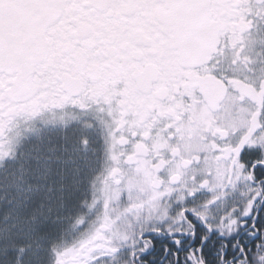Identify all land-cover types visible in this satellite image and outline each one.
Wrapping results in <instances>:
<instances>
[{"label": "snow or ice", "instance_id": "snow-or-ice-1", "mask_svg": "<svg viewBox=\"0 0 264 264\" xmlns=\"http://www.w3.org/2000/svg\"><path fill=\"white\" fill-rule=\"evenodd\" d=\"M37 6L0 0V130H35L55 112L78 119L60 134L33 137L26 149L18 138L15 150L0 155V195L52 191L61 169L91 153L105 210L79 264H264V0H62L59 12L40 19L35 39L55 44L63 35L53 64L60 77L79 82L53 86L52 65L37 57L23 88L9 71L23 43L13 11ZM206 6L228 8V27L215 51L185 71L218 81L220 98L180 89L162 101L172 112L133 117L127 81L105 88L97 67L142 63L140 53L152 46L145 35H166L169 14Z\"/></svg>", "mask_w": 264, "mask_h": 264}, {"label": "flooded vegetation", "instance_id": "flooded-vegetation-1", "mask_svg": "<svg viewBox=\"0 0 264 264\" xmlns=\"http://www.w3.org/2000/svg\"><path fill=\"white\" fill-rule=\"evenodd\" d=\"M206 5H221L226 0H202ZM198 10V9H197ZM230 10L226 7H213L206 6L201 8L200 13H204V18L199 20L202 25L205 26L204 31L212 33L216 38L222 34L228 27L226 17L229 15ZM170 15V14H169ZM192 22L190 19L181 18L178 21L179 26L170 24V31L166 35L160 33H153L151 36L145 35V42L152 45L140 53L142 56V63L129 64L125 60H115L109 65L108 70L105 71L101 67H97L96 71L99 76L105 79V88L107 84L115 79H125L127 81V90L125 95V105L127 110L133 117H140L141 120L146 119L151 115L152 109L156 108L163 114L172 112L168 109L162 101L171 98L170 94L173 91H179L180 89H196L199 93H203L205 99L212 101L220 98V90L222 85L212 77H201L198 73H189L185 71L186 68H190L193 65L200 64V60L197 62H189L183 55L181 49L180 39L184 32L185 27H182L185 23ZM255 37V33L252 37H248L245 48L249 53L254 51V44L252 43ZM64 37L58 38L55 44L47 42V47L43 53L42 59L48 61V71L54 77L50 82L53 86L56 85V79H63L64 86L75 87L78 84V79L65 74L64 77L59 76V72L62 68L53 64L54 53L52 49H58L62 47ZM221 47H223L222 40L219 41ZM209 51H203L206 57ZM207 59V58H206ZM9 71H15L20 77L22 87L27 88L30 84V73L27 72L21 64L11 66ZM154 90L150 91V89ZM239 86V85H238ZM191 93L189 92V95ZM174 114V113H173ZM203 114H201V118ZM49 119L53 126V130L56 134L62 133L65 127L71 126L78 117L74 116L71 111L69 112H55L49 113L44 118ZM124 123H128L125 121ZM28 125H24V131L18 133L15 125L9 126L7 131L0 130V155L5 151H9L15 144L17 138H19L28 129ZM188 134H191V130H188ZM127 167V166H125ZM126 198V193L118 198L116 201L119 206V200ZM104 192L101 185V181L98 180L96 185V193L93 196L91 203L86 208V219L90 220L91 214L95 211L96 214L83 230L82 237L75 242L65 243L60 241L55 249V264H79V260L84 253L85 248L89 247L94 241H90L89 237L92 232L95 231L98 223L102 221L104 216ZM121 232L125 231V224L120 226Z\"/></svg>", "mask_w": 264, "mask_h": 264}, {"label": "rangeland", "instance_id": "rangeland-1", "mask_svg": "<svg viewBox=\"0 0 264 264\" xmlns=\"http://www.w3.org/2000/svg\"><path fill=\"white\" fill-rule=\"evenodd\" d=\"M45 121L35 130L26 127L28 130L19 137L22 149L37 135H57L50 120ZM17 140L10 149L15 150ZM97 182L94 160L89 153L61 169L49 181L52 191L34 187L30 193L0 195V264H26L29 258H38L40 264H55V249L60 241L65 244L79 240L95 216L97 211L90 220L85 214L96 193ZM62 191L67 194L61 198Z\"/></svg>", "mask_w": 264, "mask_h": 264}, {"label": "water", "instance_id": "water-1", "mask_svg": "<svg viewBox=\"0 0 264 264\" xmlns=\"http://www.w3.org/2000/svg\"><path fill=\"white\" fill-rule=\"evenodd\" d=\"M27 3H33L37 7H25L13 11L14 16V34L19 36L23 43L15 52V55L9 61L10 67L21 64L26 68L27 72H31L30 64L37 57L42 59L43 53L46 50L47 42H41L35 39L37 26L42 17L45 15L55 14L60 11L57 7L62 0H24ZM201 8L193 12L185 13L181 16L175 17L170 14V24L179 26L178 21L181 18L190 19L192 22L185 23L182 38L180 39L181 49L184 57L189 62L204 61L210 53L215 51L216 43L218 42L216 36L212 33L204 31L205 26L199 20L204 18V13H200ZM209 51L205 57L203 51ZM201 62V63H202Z\"/></svg>", "mask_w": 264, "mask_h": 264}, {"label": "clouds", "instance_id": "clouds-1", "mask_svg": "<svg viewBox=\"0 0 264 264\" xmlns=\"http://www.w3.org/2000/svg\"><path fill=\"white\" fill-rule=\"evenodd\" d=\"M67 194V192L66 191H62L61 192V198L64 196V195H66ZM53 203H55V201H53ZM26 264H40V261H39V259L37 258V259H32V258H29L27 261H26Z\"/></svg>", "mask_w": 264, "mask_h": 264}]
</instances>
